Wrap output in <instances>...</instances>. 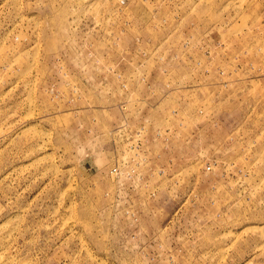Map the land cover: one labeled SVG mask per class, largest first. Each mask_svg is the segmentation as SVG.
Listing matches in <instances>:
<instances>
[{
	"label": "rangeland",
	"instance_id": "obj_1",
	"mask_svg": "<svg viewBox=\"0 0 264 264\" xmlns=\"http://www.w3.org/2000/svg\"><path fill=\"white\" fill-rule=\"evenodd\" d=\"M0 264H264V0H0Z\"/></svg>",
	"mask_w": 264,
	"mask_h": 264
}]
</instances>
